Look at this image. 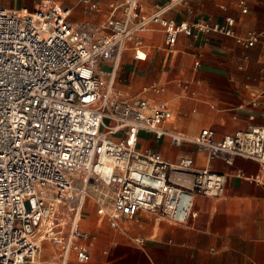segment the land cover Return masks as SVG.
<instances>
[{
    "label": "built area",
    "instance_id": "1",
    "mask_svg": "<svg viewBox=\"0 0 264 264\" xmlns=\"http://www.w3.org/2000/svg\"><path fill=\"white\" fill-rule=\"evenodd\" d=\"M186 2L144 13L139 0L112 1L102 24L73 22L70 9L48 2L33 11L0 7V264H36L46 242L59 250L60 264L72 254L86 263L91 236L79 225L89 200L99 221L108 219L113 228L141 212L181 226L196 216V196L224 194L226 176L213 161L231 165L242 158L264 167V126L219 139L209 128L188 136L166 126L173 113L159 99V83L144 87L142 96L115 91L122 54L140 55L143 33L154 26L169 50L180 35L218 34L244 49L264 41V32L237 36L231 17L194 24L164 17ZM80 3L99 12L96 2ZM238 5L245 14L246 1ZM101 63L110 65L106 77ZM141 134L192 145L205 165L195 167L189 157L171 163L141 150Z\"/></svg>",
    "mask_w": 264,
    "mask_h": 264
},
{
    "label": "crops",
    "instance_id": "2",
    "mask_svg": "<svg viewBox=\"0 0 264 264\" xmlns=\"http://www.w3.org/2000/svg\"><path fill=\"white\" fill-rule=\"evenodd\" d=\"M51 1L35 0L31 4L27 0H8L0 7L33 11L48 2L70 9L73 22L102 24L108 4L119 0H90L98 3L99 12L87 11L80 0ZM169 1L139 0L140 10L152 13ZM245 1V14L238 0H188L164 17L188 24L223 23L231 17L237 36L264 32V0ZM143 39L140 55L130 49L122 54L114 81L119 95L142 96L144 87L159 83L163 91L159 99L173 113L166 126L188 136L209 128L219 139L249 125L264 126V41L244 49L233 38L218 34L197 39L180 35L169 50L157 26L144 33ZM104 65L107 69L101 70L106 77L110 65ZM183 85L189 91L187 97ZM149 98L158 100L151 95ZM147 136L151 139L146 140ZM139 148L153 149L171 163L189 157L195 167L205 165L203 155L192 145L175 147L166 138L155 141L151 135L141 134ZM211 167L226 176L224 194L217 199L196 196V216L185 225H171L141 212L113 228L108 219L99 221L92 202L87 201L79 229L91 236L89 259L77 263L72 254L68 264H264V167L242 158H235L231 165L213 161ZM49 245L46 242L42 252L52 257L55 254L47 251ZM42 252L37 263L49 264L51 258L40 261ZM55 253L60 264L59 250Z\"/></svg>",
    "mask_w": 264,
    "mask_h": 264
},
{
    "label": "rangeland",
    "instance_id": "3",
    "mask_svg": "<svg viewBox=\"0 0 264 264\" xmlns=\"http://www.w3.org/2000/svg\"><path fill=\"white\" fill-rule=\"evenodd\" d=\"M7 1L8 0H0V5H6V3H7ZM28 1V3H34V1L35 0H27ZM49 1H51V0H49ZM52 2V1H51ZM28 3H25V5L26 4H28ZM100 68H102V69H104V70H106L107 69V67L104 65V63H101L100 64ZM167 101H169V102H171V103H175V104H177L178 102L177 101H172V99L171 98H169V97H166L165 98ZM182 121V120H181ZM183 122V121H182ZM144 139H145V137H144ZM148 139H151V137H146V140H148ZM47 251H49V252H51L52 254H55L54 256H52V257H49V255L48 254H46V253H44V252H42V255H41V258H40V261H43V260H46V259H49V258H51L52 260H51V264H57V262H58V258H57V253H55L56 252V248L55 247H52L51 245H49L48 246V248H47Z\"/></svg>",
    "mask_w": 264,
    "mask_h": 264
},
{
    "label": "bare ground",
    "instance_id": "4",
    "mask_svg": "<svg viewBox=\"0 0 264 264\" xmlns=\"http://www.w3.org/2000/svg\"><path fill=\"white\" fill-rule=\"evenodd\" d=\"M144 34V33H143ZM102 173L106 172V170L101 169ZM49 264H51V261H48ZM39 264V263H36Z\"/></svg>",
    "mask_w": 264,
    "mask_h": 264
}]
</instances>
